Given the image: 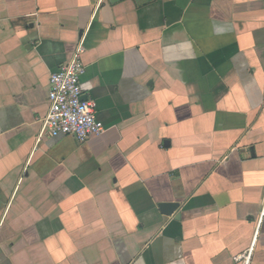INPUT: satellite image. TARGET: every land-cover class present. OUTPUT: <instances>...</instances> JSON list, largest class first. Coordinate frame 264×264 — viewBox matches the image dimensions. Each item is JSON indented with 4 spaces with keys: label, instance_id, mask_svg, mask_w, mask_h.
<instances>
[{
    "label": "crops",
    "instance_id": "obj_1",
    "mask_svg": "<svg viewBox=\"0 0 264 264\" xmlns=\"http://www.w3.org/2000/svg\"><path fill=\"white\" fill-rule=\"evenodd\" d=\"M0 264H264V0H0Z\"/></svg>",
    "mask_w": 264,
    "mask_h": 264
},
{
    "label": "built area",
    "instance_id": "obj_2",
    "mask_svg": "<svg viewBox=\"0 0 264 264\" xmlns=\"http://www.w3.org/2000/svg\"><path fill=\"white\" fill-rule=\"evenodd\" d=\"M84 73L85 67L76 55L51 74L47 94L49 108L42 119L50 137L71 136L85 142L104 132L96 115V103L82 100L80 80Z\"/></svg>",
    "mask_w": 264,
    "mask_h": 264
},
{
    "label": "water",
    "instance_id": "obj_3",
    "mask_svg": "<svg viewBox=\"0 0 264 264\" xmlns=\"http://www.w3.org/2000/svg\"><path fill=\"white\" fill-rule=\"evenodd\" d=\"M82 100H86V98L84 96H82ZM171 206L169 205H163L161 206V210L165 213H169V211L171 210Z\"/></svg>",
    "mask_w": 264,
    "mask_h": 264
}]
</instances>
